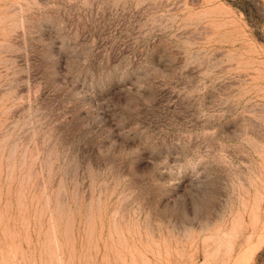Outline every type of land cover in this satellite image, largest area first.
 Returning <instances> with one entry per match:
<instances>
[{
    "label": "rangeland",
    "instance_id": "rangeland-1",
    "mask_svg": "<svg viewBox=\"0 0 264 264\" xmlns=\"http://www.w3.org/2000/svg\"><path fill=\"white\" fill-rule=\"evenodd\" d=\"M0 264H264V0H0Z\"/></svg>",
    "mask_w": 264,
    "mask_h": 264
}]
</instances>
